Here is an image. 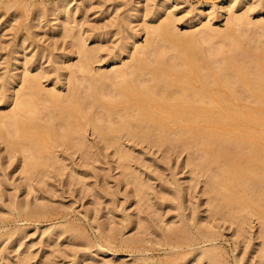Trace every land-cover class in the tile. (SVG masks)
I'll return each instance as SVG.
<instances>
[{"label": "bare ground", "instance_id": "bare-ground-1", "mask_svg": "<svg viewBox=\"0 0 264 264\" xmlns=\"http://www.w3.org/2000/svg\"><path fill=\"white\" fill-rule=\"evenodd\" d=\"M73 1L51 0L45 3L44 11L29 13L23 24L25 33L11 49L12 61L1 67L0 182L13 192L6 195L7 202L0 199V242L15 240L21 245L25 238L28 226L8 227L6 219L15 215L16 220L30 224L43 218L39 232L51 240L64 234L69 239L83 237L81 252L73 257L75 262L98 255L115 258L124 251L119 255L131 256L129 264H247L253 246L249 245L253 233L249 225L256 220L257 258L264 264V17H251L264 11V0L186 5L184 10L192 13L183 33L177 31L178 18L173 15L172 7L178 0H152L153 4L148 0L143 21L135 24L136 28L132 23L134 16L140 15L141 0H124L126 12L109 18L111 22L104 21L103 25L112 23L108 30L77 23L74 16L85 0H79L74 9ZM46 13L52 24L45 25L69 38L68 48L55 45L53 52L50 44L47 53L45 47L36 51L40 60H47L44 68L49 69L46 74L52 76L50 79L44 69L36 70L43 63L33 58V52L18 55L28 34H38ZM217 13L225 20L223 28L214 26ZM108 34L118 36L106 49L105 45L87 44L89 40H104ZM139 145L141 153L153 149L148 154L155 157L159 152L161 158L155 157V161L168 170L167 179L156 171L132 168L133 152ZM185 151V164H174L173 157ZM74 153L85 162L109 159L120 169L118 183L123 179L130 184L138 200H149V181L158 180L155 185L166 194L158 199L169 213L168 219L158 218L162 221L159 225L146 215L143 219L147 222L138 233L125 234L126 223L133 222L130 215L112 219L115 224L108 222L109 226L95 218L96 233L91 239L67 213L62 212L55 221L48 219L60 209L59 204L37 201L41 198L36 197L34 201L17 199L23 189L30 193L37 182L64 174L68 163L74 172L81 173L73 161ZM154 157L144 159L152 161ZM179 165L189 166L193 179L203 177L202 192L207 195L204 209L196 198L187 203L189 183L177 177ZM17 168L20 175L14 183L8 169L13 172ZM156 201L153 203L159 204ZM115 207H108V212ZM227 227L233 236L229 249L233 263L220 243ZM149 228L152 238L143 236ZM241 242L244 247L237 250ZM152 250L162 254L156 256ZM27 262L22 257L17 264Z\"/></svg>", "mask_w": 264, "mask_h": 264}, {"label": "rangeland", "instance_id": "rangeland-1", "mask_svg": "<svg viewBox=\"0 0 264 264\" xmlns=\"http://www.w3.org/2000/svg\"><path fill=\"white\" fill-rule=\"evenodd\" d=\"M48 1H51V0H0V72H2V70H3L1 68L2 66L6 65L12 61L11 49H12L13 45L15 44V42L17 43L19 41L20 34L25 33V30L23 27L26 24L28 18L30 17L29 13L31 14L35 11H42V10L44 11L45 3H47ZM96 1H98V2H96ZM147 1L148 0H141L140 1L141 2L140 6H138V13L140 12V15L137 17L134 16V19H133L134 21L132 23L133 26L137 23L140 24L143 21V19H142L143 16H141V15H143V13L145 12L144 6H145V3ZM150 1H152V0H149V2ZM154 1H157V0H154ZM216 1H218V0H178V4L172 7L173 10H175L174 11L175 13L173 12V15L175 14L174 17L178 18V20L176 21L177 31L180 33L181 32L183 33L188 29L185 26V22H186L187 18L191 15L192 11L186 12L184 10L186 5H190L191 7L192 6L194 7V6L198 5L199 3L205 4V3H211V2H216ZM253 1L249 0L248 3H252ZM123 2H124V0H87V2L85 0L84 3L80 4V6H79L78 5L79 0L78 1L74 0L71 3V6L74 9L75 6L78 5V8L80 10V11L78 10L79 12L77 11L76 15L74 16V18H76L75 21L77 23L83 21L81 24L84 27H86L85 25H87V26L90 25L89 27H93V26H95L94 24H96V27L98 25L100 27L104 26L102 28L104 30H108V29L113 27L112 23H110V24L107 23L108 26L105 24L108 28L103 24L105 22H109L110 21L109 18L112 19L113 16H120L126 12L127 5L125 4V2L124 3ZM170 2H171V0H170ZM153 3L154 2L152 1V4ZM84 4L86 7L84 6ZM247 4L242 8V10L247 6ZM39 8H41V9L39 10ZM84 8L86 9V11L84 10ZM139 10H141V11H139ZM115 11L118 13V15L116 13H114ZM166 14L165 15L163 14L162 17L166 16ZM215 15H216V17H215L214 26H216L217 28L218 27L223 28L224 23H225L224 18L222 16H220V13H217ZM251 17H252V19L253 18L256 19L258 17H264V11H262L259 14L254 13L251 15ZM49 19H50V16L46 13L41 19V22H40L41 26L39 24V27H38L39 29L37 28L38 34H34V32L29 33L28 37L26 38V40L24 42V48L20 47L19 48L20 51L18 53V55H20L22 57L24 56V51H25V54L27 53L26 54L27 56H30V54L32 55L34 53L35 55L33 56V58L34 59L36 58L35 59L36 61L43 63V64H41V67H38L36 70H38L40 68V71H42L44 69L42 72L45 73L44 74L45 76H47L46 73H47V69H48V68H44L45 65L47 64V62H45V61H47V60L45 59V57L41 58V60H40L36 51L38 52V51H40L41 47H43V48L45 47V53H47L48 49H49V45L51 44V46H52V47L50 46L51 51L55 52L56 50L54 48H56V47L63 48L64 46H66L68 48L67 45L69 44V38L65 37V36L63 37V35L61 34L62 33L61 30L52 31L48 28L49 24L45 25L46 23L52 24L51 23L52 21L51 20L49 21ZM77 19H79L80 21L79 20L77 21ZM137 26L138 25H135V28ZM117 36L118 35H114L111 38V36L109 37V34H108V38L110 40L108 38L104 39L105 41L103 40V38L100 39L99 41L95 40L96 42L89 40L88 41L89 43L87 42V44H90V46L91 45L96 46V44H97V46L98 45L99 46L105 45V46H103L105 48L110 44L111 41H113V39H116ZM140 37H141L140 39L143 40L144 36L142 34H140ZM100 41H101V43L103 41L104 44L103 43L101 44ZM105 42H107V43L105 44ZM55 45H56V47H55ZM75 58H74V60H75ZM108 64H109V62L106 61V65H108ZM45 70H46V72H45ZM48 71H49V69H48ZM49 75L50 74H48V76ZM51 77L52 76L50 75L49 79ZM44 78H46V77H43V79ZM64 86H65V84H64ZM65 89H66V87H65ZM139 148H140V145L135 148V150H134L135 153L133 152L134 158L131 160V164L133 165L132 168H134L136 171H147V170H149L150 172L156 171L155 173H157L160 177L163 176L162 178H164V175H165V179H167L166 177L168 174V170L160 168L161 164L157 165L158 162L156 163V161L158 160L157 158L158 157L161 158V155L159 154V152L154 153V155L156 154L155 157H157V158H155L154 156L149 155V154H152L153 149H151V150L147 149L148 150V151L146 150L147 152L141 153L138 151ZM139 153H141V154H139ZM104 154H105V152H104ZM186 154H187V152L185 151V152H182L179 157H177V158L173 157L174 158V164L176 163V161H178V163H182V165H184L187 158H188V156H187L188 154L187 155ZM139 155H140V157H139ZM72 156H73L72 158H73L75 165H77L76 167L78 168L79 171H82L83 173L82 172L80 173L79 171H78L79 173H76L77 170H75V172H74V170L71 169V165H69V163H68L67 168L64 171L65 172L64 174H58V175L54 174L53 176L47 177L45 179L46 181L44 183L43 182H37L35 185V186H37L36 189L31 190V192L29 191L30 193H26V189L25 190L23 189L21 192L18 193L17 199L18 200L28 199V200L34 201V199H36V198L37 199L41 198V199H38L37 201H40V200L42 201L44 199L42 202H48V203H54L55 202L56 205L59 204L60 205L59 207L61 210L58 209L57 212L55 214H51L50 215L51 217H49L48 219L55 221V220L59 219L61 215H63L62 212L64 214L67 213V216L69 215L68 217H70L72 221L73 220L75 222L77 221V224H79L80 227H82L84 232L87 231L85 234L87 237L89 236L91 239L93 238L92 236H95V234L93 232L95 231V233H96V230H94L95 229V223H94L95 218L98 219V221H104V222L106 221V225H108L109 223H110L109 225H113V222L117 221L118 218H119L118 220H120L123 214H124L123 216H125V217H129V215H130L131 218H133L132 219L133 222L132 223H126L129 226L127 225V227L124 229L125 234H129L130 232L131 233H138L143 227L142 224H145L147 222L145 219H143V217L147 218V216H148V218H149L151 216L152 219H151V217H150V219L152 221H154L155 223L158 222L157 224H159V225L162 224V221L158 220V218H160V219L163 218L164 220L168 219L169 213H166V208L163 207V204H160L161 200L158 199L159 197L161 198L162 195H166L165 193L163 194V191H162V193H160L161 192L159 190L160 188L157 186V184L155 185V183H158L157 182L158 180H150L149 181V182H151L150 184L154 187V188H152V186H150V188L148 189V192H149L148 195L149 196L152 195L151 196L152 199L150 198L149 200H144V199L138 200V197L133 194V189H131L132 186L130 184H126L123 179L118 183L117 180L120 176V169L115 168V164L113 162H111V161L108 162L107 160H109V159H107V158L104 159L102 157V158H100L96 161H93V162H85L83 159H81L78 156V153H74ZM145 156L146 157L148 156V158L154 157V159H153L154 161L153 160L151 161L150 159H144ZM153 163H155V165ZM159 163L164 164L165 161H163V162L159 161ZM182 165H179L180 167H179V173L177 174V177L181 178L180 181L188 180V183L189 184L191 183L193 185L192 186L190 184V186H189V184H188L189 189H187V190H189L190 192L188 191L189 193H187V196H186L188 198L187 203H189V201L191 199H192L191 201L197 199L196 201H198L200 203V208L204 209L205 205H206V204H204V202L207 200V195L203 194V192H202L203 181H200V180H203V177L201 176L202 178L200 177L199 181H198V179L197 180L193 179V177H190L191 173H190L189 166H182ZM154 166H156V167H154ZM68 167H69V170H67ZM10 169H8V171L10 172L8 176L13 181L15 179L19 180V175H20L19 169L17 168L15 170H13V172H11ZM144 169H146V170H144ZM180 169H181V173H180ZM75 174H76V176H74ZM188 174H189V176H188ZM185 177L187 179H185ZM146 178H147V176H146ZM0 179H3V177L1 175H0ZM75 179H77V180H75ZM15 181H17V180H15ZM15 181H14V183H15ZM152 183H154V185ZM0 185H1L0 188L3 192V195L0 196V199H1V197L4 200L6 198L5 202H7V199L11 196L13 190L9 189L7 187L3 188L5 186L3 183H1ZM130 186H131V188H130ZM158 190H159V192H158ZM23 191H25V192H23ZM150 192H152V193H150ZM153 193H154V195H153ZM191 193H192V197L190 196ZM25 194H27V195H25ZM156 194H157V197H156ZM6 195L9 197L7 198ZM39 195H40V197H39ZM22 196H24V197H22ZM34 197H36V198H34ZM156 200H158V202ZM154 201L159 203L161 205V207L158 208L159 204L156 205L155 203H153ZM113 203H114V205H113ZM111 205L116 206V207L113 209L112 212H108L107 209H108V207H111ZM63 207H65L67 211L65 209H63ZM0 208L2 209L1 206H0ZM163 209L165 210V212H163ZM63 210L66 212H64ZM68 211L70 214H68ZM163 213H164V215H163ZM54 215H56V216H54ZM82 215H83V217H82ZM143 215H145V216H143ZM77 216L80 218H78ZM13 218L16 220L17 217H15V215H14V217L11 216L10 218L9 217L7 218L8 220L6 219L7 222L9 221L8 227H10V226L12 227V225L14 226L15 224L16 225L20 224L21 226H28V227H26L27 230H25V232H26L25 238L22 240L21 245H20V243H19V245L16 244L18 242H15V240H12V241H5V243L3 242V244H5V247H4V245L0 242V245H1L0 249L2 248L0 256L3 258L2 259L0 257L1 258L0 264H17L20 261V259H22V257L28 261L27 264H70V263L71 264H116V263L117 264H129L131 262L130 261L131 256L129 257V255L128 256L127 255H119L120 253L122 254V252H124L121 250H120L121 252L118 251L120 253L115 258L111 257V256H107V255H102V256L98 255V258L97 257L96 258L95 257L94 258H85V260H84V258H82L79 261L75 262L73 257H74L75 253L76 254L79 253L80 247H81L79 244H81L83 242V240H84L83 237H79V238L74 237V239H72V238L69 239V237H67V235L64 234L60 238L58 237V239H57V237H53L52 239H54V240H51V239H48L47 237L42 236L41 232H39V231H41V228H42L41 225L45 223L44 222L45 220L41 221L43 218L33 220V221H31V224H30V222L26 223V222L21 221V220L15 221ZM70 218H68V219L70 220ZM106 218H108V219H106ZM12 219L14 220V224H13ZM87 219L90 221L92 220V221L91 222L87 221ZM112 219H114V221ZM10 220H12V222ZM38 220H40V221H38ZM89 222H90V224H89ZM114 224H115V222H114ZM130 224H131V226H130ZM138 224H141V225H138ZM29 225H31V226H29ZM91 225L94 227H92ZM252 225H254V226H252ZM35 226H36V228H35ZM132 226H133V228H132ZM225 226H227V224H225ZM249 226L251 229L250 232L252 233V231H253V233L251 234L252 239L250 240L251 242H249V245L253 244V246L251 249V254L248 256L247 264L250 260H252L251 259L252 255H254V258H253V261H251V263L249 262V264H254L255 262H256L255 264H260L258 261V258H257V250L260 246L259 247L257 246L258 245V242H257L258 238H256V235H257L256 233L258 232V229H259L258 223L256 222V220H254V221H252V223H250ZM228 228L229 227L226 228V230H225L226 232L223 231L224 235L220 239V241H221L220 243L223 245L224 248H226L225 250L228 252L227 259L230 262H232L231 261V258H232L231 255L232 254H230L231 253L230 250L232 249V246H233V240H232L233 236L230 235V233H231L230 231H231L232 226L229 230H227ZM92 229H93V231H92ZM149 230H150V228L145 230L146 233L145 232H144V234L142 233L144 237L146 235H148V237H150V238L153 237L151 234L148 233V232H150ZM127 231H129V232H127ZM228 231H229V234H228ZM92 234H94V235H92ZM26 235H27V237H26ZM64 236H65V238H64ZM238 239L240 240L241 238H238ZM78 247H79V249H78ZM152 247L153 246H151V248ZM243 247H244V243L241 242L240 247H238L237 250H239V248L242 249ZM256 248H257V250H256ZM237 250H236V252H237ZM152 253L156 254V256L158 255V253L162 254V252L158 251V250H152ZM25 255L27 256V258L25 257ZM90 259H92V260H90ZM112 261H114V263ZM193 262L186 261L184 264H198L196 262H194V263ZM200 264H204V263H200Z\"/></svg>", "mask_w": 264, "mask_h": 264}]
</instances>
